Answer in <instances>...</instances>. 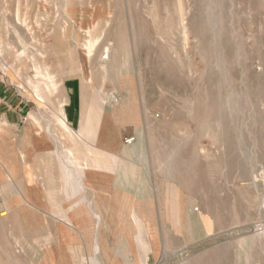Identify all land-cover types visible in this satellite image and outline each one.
Instances as JSON below:
<instances>
[{"label": "rangeland", "instance_id": "1", "mask_svg": "<svg viewBox=\"0 0 264 264\" xmlns=\"http://www.w3.org/2000/svg\"><path fill=\"white\" fill-rule=\"evenodd\" d=\"M0 81V264H264V0H0Z\"/></svg>", "mask_w": 264, "mask_h": 264}, {"label": "crops", "instance_id": "2", "mask_svg": "<svg viewBox=\"0 0 264 264\" xmlns=\"http://www.w3.org/2000/svg\"><path fill=\"white\" fill-rule=\"evenodd\" d=\"M76 85L77 84L74 81H70L67 85V87L69 89L67 92L68 98H67V101L65 104H68V106L65 109H63V106H64L63 101L60 102L61 106L59 107L60 108V118L59 119H60L61 125L64 128L65 127L68 128L67 121L72 124L76 121L79 122V120H80L78 113H77L78 107H76L77 106V103H76L77 100L75 98V94L78 93V91L80 93V91H82V90H81V88H79ZM76 87L78 88V91H77ZM18 94H19V92H18ZM18 94H16L11 88H9V85L2 84V82L0 81V125H2L4 123L5 124L8 123V124H12V125L16 126L21 121V118H22L23 113L25 111V105L20 101L19 97H17ZM57 103L59 104V101H57ZM108 173H109L108 168H105V174L106 175H104V176L107 177ZM1 179H2V176H1V172H0V180ZM111 185H115L118 188L122 184L119 182L118 177H115V179H113L111 181L110 186ZM122 186H124V185H122ZM125 188H126L125 186L123 187V189L121 188L123 190V192H127V193H134L135 192V191H132L130 189L126 190ZM122 190H120L121 194H122ZM124 200H125V198H124ZM0 213H1L0 216H2V217L4 215L8 214L5 211H1ZM10 214L13 217H19V214L17 213V211H12V212H10Z\"/></svg>", "mask_w": 264, "mask_h": 264}]
</instances>
